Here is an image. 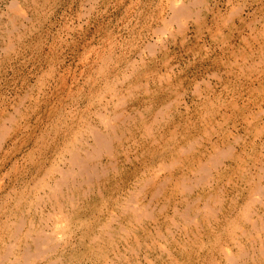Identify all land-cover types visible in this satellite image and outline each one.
I'll return each mask as SVG.
<instances>
[{"label": "bare ground", "instance_id": "bare-ground-1", "mask_svg": "<svg viewBox=\"0 0 264 264\" xmlns=\"http://www.w3.org/2000/svg\"><path fill=\"white\" fill-rule=\"evenodd\" d=\"M210 1L165 0L154 34L187 42L190 24L208 29L222 45L212 77L232 96L204 81L192 106L189 89L151 67L156 42L150 61L142 47L128 61L112 48L85 77L89 89L71 91L76 108L57 107L33 134L37 178L3 199L0 264H264V0L227 14ZM22 9L17 0L2 11L3 44L23 26ZM20 107L0 112V160L23 131Z\"/></svg>", "mask_w": 264, "mask_h": 264}, {"label": "rangeland", "instance_id": "rangeland-1", "mask_svg": "<svg viewBox=\"0 0 264 264\" xmlns=\"http://www.w3.org/2000/svg\"><path fill=\"white\" fill-rule=\"evenodd\" d=\"M13 1L17 0H0V26L8 18V15L2 17V11L7 12L8 6ZM36 1L37 5L30 0L28 3L25 0H18L23 8L22 14L26 17L24 19L22 16L20 19L23 26H19V31L14 32L10 37L3 36L7 41L4 44L3 38L0 37L2 48H0V112L3 113L6 108L12 114L16 110L15 107L21 106L20 109L26 113V116L20 119L21 123L19 121L23 131L7 142L6 159L3 156L0 160L2 217L5 213L2 207L6 194L11 192L15 195V189L30 186L37 178V167L31 166L27 159L28 154L34 149L33 134L38 135L46 129L48 117L57 107L61 108L62 112L76 108L71 91L75 93L83 87L84 80L88 76L96 77V66L102 62L101 57L104 54L111 53L112 48L115 50L113 57H125L127 60L124 61L130 58L139 60L137 47H142L141 50L147 49L149 54L145 51L144 58H148L150 57L148 45H155L156 42L158 51L155 49V57L151 60L153 63L148 58L151 67L156 72L169 76L171 81L181 83L184 88L189 89L184 100L192 106L195 105L192 96L194 87L199 84L204 87L205 82L209 80L216 88L215 97L221 96L226 99L233 93L230 87H228L230 91L225 87L229 82L212 77L216 70L213 58L220 54L222 45L210 38L208 29L198 33L195 26L190 24L187 42L181 41V36L175 38L168 35L164 39L154 34L158 20L164 16V13L159 12L165 0ZM228 1L211 0V8L227 14L230 6L233 7L237 1L242 5L250 2V0H231L229 4ZM211 17L212 15H207V20L211 21ZM224 30L225 33H229L227 28ZM8 45H13L11 51L6 50L5 47ZM124 61L119 70H123L126 64ZM115 66L109 65L107 73H110ZM89 87L86 86L87 89ZM86 88L84 93H89ZM242 90L238 87L237 92L246 94ZM207 93L208 91L204 90L202 95L205 96ZM79 104L82 109L88 107V102L85 100L80 101ZM180 109L185 113L183 105ZM191 110L194 116L195 108L192 107ZM17 118L19 120V116ZM46 157L44 154L41 156L38 167L44 162L45 166L49 165L47 160L52 156L48 153ZM133 172V167H127L124 178L126 180L131 178Z\"/></svg>", "mask_w": 264, "mask_h": 264}]
</instances>
